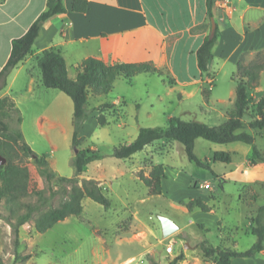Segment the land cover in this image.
Instances as JSON below:
<instances>
[{
  "label": "rangeland",
  "instance_id": "1",
  "mask_svg": "<svg viewBox=\"0 0 264 264\" xmlns=\"http://www.w3.org/2000/svg\"><path fill=\"white\" fill-rule=\"evenodd\" d=\"M209 30L207 27V33ZM234 39L236 41L237 38ZM260 51L262 54L259 57L258 51H243L234 60L235 63L231 60L216 61L217 65L216 62L213 64L212 72L207 74L205 81L188 85L176 84L165 70V83L162 77L146 73L139 74L131 83L117 79L112 90L102 97L111 101L117 93H122L124 99L105 110L104 125H99L97 119L94 122L92 116L87 117L84 128L87 136L83 137L84 141L79 146L91 147L100 153L101 158L90 162L80 177L88 176L99 181L104 194L111 201L110 207L104 208L86 197L82 200L83 210L79 216H69L43 233L34 231L32 220L21 225L19 243L15 246L10 224L16 220L10 212L15 205L9 206L5 199L0 200V258L4 263L170 264L175 257L182 255L176 264H214L212 258L204 256L201 242L214 246L220 244L237 251L248 249L256 238L245 233V230H248L250 218L257 208L264 205V178H256V175L264 174V167L261 163L250 164L249 145L196 139L194 152L200 159L208 160L210 168L189 161L182 144L174 140H156L125 159L115 158L112 149L133 141L139 127L165 126L169 116L185 121L197 120L210 126L219 125L225 120L227 112L234 108L237 60L241 58L244 65L264 60V50ZM263 92L264 73L260 76L259 86L248 90L254 98ZM57 93L72 103L66 94ZM90 104L92 101L88 100L87 108H90ZM56 106L58 125L44 135L29 137V140L35 153L51 155L50 165L53 169L55 167L56 173L72 177L74 168L71 160L75 153L72 145L73 103L66 107L58 98ZM16 116L11 112V117L6 120L10 133L17 129ZM26 119L29 122V116ZM245 119L250 118L245 116ZM28 132L31 133L29 129ZM249 132L253 134L257 148L264 153V130ZM217 150L229 151L232 161L213 162L211 158ZM10 158L22 161L29 171L28 194L15 207L18 214L25 211V203L38 207L33 217L59 204L62 191L50 194L49 186L30 157L16 146ZM154 164H162L166 169L164 188L167 195H149L147 187L139 179V175L148 174ZM233 168L255 177L249 183L226 180L223 174ZM52 186L55 189L56 186ZM194 190L206 195V203L213 211L195 209L202 213L199 217L184 211L185 204L191 198L189 192ZM158 215L174 218L188 236L178 229L163 237ZM198 237H205L206 240ZM229 239L235 240L234 246L230 245ZM15 253L28 254L30 258L15 261ZM254 257L264 258L257 256V253L253 257L234 258L245 260Z\"/></svg>",
  "mask_w": 264,
  "mask_h": 264
},
{
  "label": "trees",
  "instance_id": "2",
  "mask_svg": "<svg viewBox=\"0 0 264 264\" xmlns=\"http://www.w3.org/2000/svg\"><path fill=\"white\" fill-rule=\"evenodd\" d=\"M215 0H206L208 23L205 27L210 29L213 17ZM72 10L84 13L88 8L87 0H73ZM66 12L63 0H47L45 9L30 24L28 29L19 37L11 40L10 55L0 70V91L6 86L10 71L15 68L26 55L32 52V46L38 37L43 23L50 17ZM195 30V29H194ZM220 31L216 24L212 38L205 36L203 42L197 48L196 62L199 70L204 73L208 70V64L213 59V48L217 43ZM261 51L257 52L259 57ZM37 64L41 72L42 85L45 88L58 89L66 94L73 103L72 114V145L76 152L71 160L74 168L72 177L61 176L51 167L46 155L35 153L24 140L20 131L22 115L14 100L4 95L0 97V154L6 158V163L0 165V200L11 206L18 207L19 201L28 194L29 171L22 161L12 160L10 157L16 151V146L21 152L30 157L37 166L44 182L49 186L50 194L55 195L62 191V199L57 206H50L33 217L38 207L32 203H25V211L17 213L15 207L10 212L16 217L15 222H10L14 235L15 246L19 243V227L28 221H33L34 231L43 233L54 224L69 216H79L82 213L84 198H90L94 202L109 208L110 199L104 194L100 182L92 178H81L87 165L101 158L100 153L91 147L80 148L82 137H78V131L84 124L92 109L87 108L88 95H104L109 93L117 79H123L131 83L136 75L156 74L164 80V70L156 67L150 61L143 62H115L107 64L100 59L88 57L83 59L77 67L74 78L68 76L65 59L61 52L53 47L42 51L37 57ZM264 71V60L244 65L242 59L236 62L237 81L235 86L234 108L227 112L225 120L219 125L210 126L197 120L185 121L175 116L167 119L165 126L139 127L133 141L114 146L112 155L118 159L131 157L145 146L156 140H174L182 144L187 159L200 167L210 168L208 160L200 159L194 152L195 141L203 138L207 141L219 144L241 142L251 147L250 164L264 163V153L255 145V139L250 130H264V92L257 98L248 93L250 89L259 86L261 72ZM113 104L103 103L98 106L96 119L99 125L106 123L104 112L112 108ZM11 112L16 113L17 129L9 132L6 122L11 117ZM245 116L250 119L246 120ZM16 145V146H15ZM213 162L230 163L232 154L229 151L217 150L212 155ZM164 166L162 164L151 165L148 174H140L139 179L147 187L149 195H161V180L164 178ZM55 185V189L52 185ZM56 190V191H54ZM41 191H39L40 194ZM188 212L199 209L202 212H210L211 207L201 198H190L185 204ZM248 234L255 236V242L244 251H237L221 246H211L201 242L203 254L212 258L214 264H232L234 257H253L264 250V205L257 208L250 218ZM15 261H26L30 255L15 253ZM182 259V255L175 257L170 264H176ZM0 264H5L0 258Z\"/></svg>",
  "mask_w": 264,
  "mask_h": 264
},
{
  "label": "crops",
  "instance_id": "3",
  "mask_svg": "<svg viewBox=\"0 0 264 264\" xmlns=\"http://www.w3.org/2000/svg\"><path fill=\"white\" fill-rule=\"evenodd\" d=\"M72 1L63 0L66 12L54 15L43 23L33 43L32 52L10 71L6 86L0 91V97L10 96L19 108L22 115L19 128L33 151L35 150L29 137L44 135L58 125L57 99L66 107L72 104L61 93H57L60 90L42 85L37 57L49 47L61 52L71 78L76 76L77 67L83 59L94 57L107 64L150 61L165 70L178 85L205 81L216 61L231 60L235 63L234 60L243 51L264 50V0L214 1L213 18L220 35L213 48V59L204 73L197 66L195 52L205 36L209 35L205 27L209 20L206 0H87L88 8L84 13L73 11ZM46 2L47 0H0V70L10 55L11 40L25 33L45 9ZM226 8L231 9L230 14L226 13ZM234 37L237 38L236 41ZM263 73L264 71L261 72V77ZM163 82L165 83L164 79ZM123 99L122 93H117L111 101H106L102 95L89 94L92 112L88 117L92 116L96 122L99 105H115ZM27 116L29 122H26ZM86 122L87 119L78 131V137L87 136L84 129ZM47 159L52 164L51 155H47ZM261 164L264 167V163ZM164 173L161 195H167L164 188L165 167ZM223 176L226 180L242 183H249L255 177L234 168ZM256 178L263 179L264 174L256 175ZM189 195L208 202L206 195L198 190L189 192ZM189 213L196 217L202 215L198 210ZM179 229L183 235L188 236L182 226L179 225ZM218 234L222 236L221 231ZM198 238L206 240L205 237ZM228 241L230 245H235V240ZM211 246L215 247L213 244ZM216 246L223 247L220 244ZM257 256L264 257V250L258 252ZM232 264H264V258H233Z\"/></svg>",
  "mask_w": 264,
  "mask_h": 264
},
{
  "label": "water",
  "instance_id": "4",
  "mask_svg": "<svg viewBox=\"0 0 264 264\" xmlns=\"http://www.w3.org/2000/svg\"><path fill=\"white\" fill-rule=\"evenodd\" d=\"M210 21H211V27H210L208 37L212 38L215 33L216 22L213 17L211 18ZM5 163H6V158L0 154V165H3ZM158 219L161 224V230H162L163 237H167L179 229V225L175 222V220L168 216L158 215ZM185 246H188V243H185Z\"/></svg>",
  "mask_w": 264,
  "mask_h": 264
},
{
  "label": "built area",
  "instance_id": "5",
  "mask_svg": "<svg viewBox=\"0 0 264 264\" xmlns=\"http://www.w3.org/2000/svg\"><path fill=\"white\" fill-rule=\"evenodd\" d=\"M226 11H227V12H231V9H230V8H226ZM205 186H207V185H205ZM167 249H168V250H171V247H168Z\"/></svg>",
  "mask_w": 264,
  "mask_h": 264
}]
</instances>
